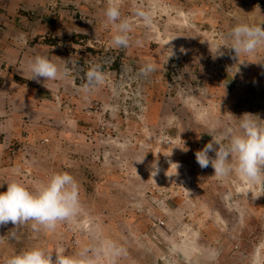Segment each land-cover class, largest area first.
<instances>
[{"label": "rangeland", "instance_id": "374dc122", "mask_svg": "<svg viewBox=\"0 0 264 264\" xmlns=\"http://www.w3.org/2000/svg\"><path fill=\"white\" fill-rule=\"evenodd\" d=\"M155 1L119 0L121 18L107 30L115 35L116 25L127 21L128 46L103 38L71 63L82 105L59 107V114L69 119L80 112L83 145L93 147L83 154L95 159L84 172L83 197H98L115 211L129 202L138 217L124 226L136 229L130 239L145 252L136 264H252L264 243V185H248L235 172L218 178L195 154L212 140L210 129L239 131L246 113L264 120V56L258 50L215 55L234 50L222 40L204 41L207 27L194 12L185 20L162 0L170 3L162 16ZM155 13L163 18L160 29ZM117 59L123 72L113 67ZM91 68L103 74L102 83L87 81ZM223 69L234 74L237 90L225 86ZM209 155L215 158L214 151ZM149 252L154 261L144 260Z\"/></svg>", "mask_w": 264, "mask_h": 264}, {"label": "crops", "instance_id": "0c3cea01", "mask_svg": "<svg viewBox=\"0 0 264 264\" xmlns=\"http://www.w3.org/2000/svg\"><path fill=\"white\" fill-rule=\"evenodd\" d=\"M170 1L185 20L200 17L208 31L204 41L210 43L227 42L239 23L264 24V0ZM108 5L109 0H0V192L13 181L36 191L54 174L67 172L78 184L81 206L73 221L59 222L53 231L33 230L31 222L0 226V257L5 260L32 248L52 255L53 264L58 252L74 264H136L145 253L130 239L136 229L124 226L138 217L129 202L115 211L98 197H83L84 172L95 162L83 154L93 147L83 145L80 112L74 111L69 119L59 114V107L82 105V86L70 68L72 61H82L79 50L114 37L107 30L116 24L105 15ZM216 27L220 38L211 34ZM213 52L236 56L232 50ZM258 52L264 56V49ZM37 56L56 63L62 73L67 69V75L47 81L41 77L39 82L30 79L28 66ZM116 63L123 72L124 64L119 59ZM221 72L225 86L237 90L234 74ZM144 257L155 260L151 252Z\"/></svg>", "mask_w": 264, "mask_h": 264}, {"label": "clouds", "instance_id": "9594fccd", "mask_svg": "<svg viewBox=\"0 0 264 264\" xmlns=\"http://www.w3.org/2000/svg\"><path fill=\"white\" fill-rule=\"evenodd\" d=\"M105 15L110 22L119 20V0H109ZM116 27L114 46L127 47L130 25L127 21H121ZM226 41L225 46L233 49L236 56L252 55L264 47V24L239 23L231 29ZM152 70L151 66L147 69ZM28 71L32 74L30 79L38 82L41 77L47 81L58 79L62 74L67 75V69L62 73L56 63L43 56L35 57ZM86 78L88 82L96 84L104 80L103 74L96 68L89 69ZM255 117L250 113L244 114L240 118L239 131L229 127L217 133L215 128L210 129L212 140L195 154L200 167L207 168L211 164L218 178L235 172L248 185H264V123L260 122L264 120L258 121ZM212 151L215 158L209 155ZM7 184V191L0 192V226L9 222L14 225L31 222L33 230L43 228L53 231L59 222H71L80 212L78 184L70 173L54 174L36 191L16 181ZM5 264H53V261L52 255L46 254L43 249L32 248L10 256ZM55 264H74V261L58 252ZM252 264H264V243L255 248Z\"/></svg>", "mask_w": 264, "mask_h": 264}, {"label": "built area", "instance_id": "2783aa9c", "mask_svg": "<svg viewBox=\"0 0 264 264\" xmlns=\"http://www.w3.org/2000/svg\"><path fill=\"white\" fill-rule=\"evenodd\" d=\"M101 1V0H100ZM154 6H155V12H160V15H164V13L162 14V12H161V10H162V8L163 7H166V8H168V6L170 5V3L168 2V1H162V0H158V1H155V2H153L152 3ZM163 12H165V11H163ZM172 14V13H171ZM157 16V18H155ZM155 17H154V21L156 22V24H157V27H158V29H160V21H162V17H160L158 14H156L155 13ZM44 141H48V138H45L44 139ZM159 221V223H158V225L160 224V223H162V221L161 220H157L156 221V223ZM156 223H155V225H156Z\"/></svg>", "mask_w": 264, "mask_h": 264}, {"label": "trees", "instance_id": "16d2710c", "mask_svg": "<svg viewBox=\"0 0 264 264\" xmlns=\"http://www.w3.org/2000/svg\"><path fill=\"white\" fill-rule=\"evenodd\" d=\"M115 68H118L119 69V63H116L115 64Z\"/></svg>", "mask_w": 264, "mask_h": 264}]
</instances>
